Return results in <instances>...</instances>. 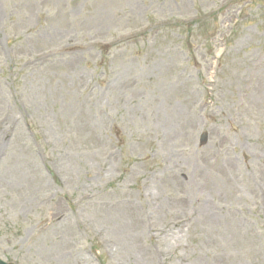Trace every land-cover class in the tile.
Listing matches in <instances>:
<instances>
[{
    "label": "rangeland",
    "instance_id": "rangeland-1",
    "mask_svg": "<svg viewBox=\"0 0 264 264\" xmlns=\"http://www.w3.org/2000/svg\"><path fill=\"white\" fill-rule=\"evenodd\" d=\"M142 257L264 264V0H0V258Z\"/></svg>",
    "mask_w": 264,
    "mask_h": 264
},
{
    "label": "bare ground",
    "instance_id": "bare-ground-1",
    "mask_svg": "<svg viewBox=\"0 0 264 264\" xmlns=\"http://www.w3.org/2000/svg\"><path fill=\"white\" fill-rule=\"evenodd\" d=\"M211 214H212V213H210V215H211ZM189 222H190L189 217H185V218L181 219V221H180V223L183 224V226H184V225H187ZM171 241H173V239H171ZM144 260H145V258L142 257V259H140V261H139V264H147L146 262H144ZM180 263H181V262H180ZM180 263H179V264H180Z\"/></svg>",
    "mask_w": 264,
    "mask_h": 264
},
{
    "label": "water",
    "instance_id": "water-1",
    "mask_svg": "<svg viewBox=\"0 0 264 264\" xmlns=\"http://www.w3.org/2000/svg\"><path fill=\"white\" fill-rule=\"evenodd\" d=\"M201 142H202V144H205V142H206V137L205 136L203 137V139L201 140ZM0 264H6V263H4V262H2L0 260Z\"/></svg>",
    "mask_w": 264,
    "mask_h": 264
}]
</instances>
